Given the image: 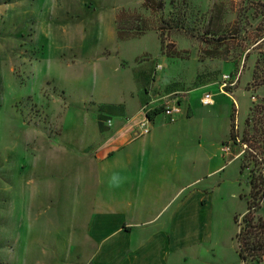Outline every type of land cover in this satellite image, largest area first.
<instances>
[{
  "label": "rangeland",
  "instance_id": "1",
  "mask_svg": "<svg viewBox=\"0 0 264 264\" xmlns=\"http://www.w3.org/2000/svg\"><path fill=\"white\" fill-rule=\"evenodd\" d=\"M164 1V8L152 11L143 0H0V264H60L61 246L54 243L52 230L76 210L78 150L92 141L96 124L91 120L123 113L128 124L137 118L140 127L149 109L183 99V93H169L184 85L181 81L158 86L155 72L148 75L142 69L151 61L158 65L162 53L179 56H164L159 74L180 76L187 89L196 87L197 73L200 81L219 79L222 70L208 67L219 59L227 69L233 62L232 70L242 72L232 92L213 83L206 88L217 101L214 106L193 97L203 91L190 95L194 109L182 118L186 125L181 131L188 133L180 137L184 145L198 146L202 137L207 148L216 150L219 139L231 132L234 106L240 139L262 136L253 134L255 119L264 116L255 110L264 104L261 0ZM161 17L181 18L188 30L164 31L169 42L164 51ZM115 18L136 35L120 40ZM207 58L213 62L201 61ZM133 76L148 83H134ZM138 86L137 110L133 91ZM143 86L154 90L150 100L144 98ZM72 131L75 137L66 142L74 149L66 152L64 140ZM81 131L84 138H79ZM248 144L225 172L212 176L213 216L206 241L189 252L186 262L182 250L180 264H244L237 251L236 219L247 209L250 171L259 172L248 158L253 151ZM221 153L227 163L231 157L222 146ZM259 213L264 216V203Z\"/></svg>",
  "mask_w": 264,
  "mask_h": 264
},
{
  "label": "crops",
  "instance_id": "2",
  "mask_svg": "<svg viewBox=\"0 0 264 264\" xmlns=\"http://www.w3.org/2000/svg\"><path fill=\"white\" fill-rule=\"evenodd\" d=\"M114 25L117 33L116 18ZM162 55L157 59L173 58ZM162 60L158 61L161 69H155L156 61L144 64L142 69L148 75L155 72L158 86L167 87L176 80L184 84L169 92L184 94L183 99L177 98L182 111L173 121H168L163 111L152 120L148 118L151 131L144 135L138 134L137 118L131 120L134 123L131 126L123 113L107 116L103 121L91 120L96 124L92 141L88 144L86 141L82 151L78 150L76 210L64 222L60 219L52 230L54 243L61 246L60 264H180L182 250L186 251L183 257L186 262L191 250L204 245L213 216L211 178L225 172L229 162L238 158L223 163L221 146L230 132L219 139L214 151L202 143V137L198 146L184 145L180 137L188 133L181 131L186 125L182 118L193 113L190 95L206 92L213 84L220 86L222 74L233 71L235 64L231 62L228 71L219 59V63L208 66L222 70L219 79L214 83L206 78L200 81L197 73L196 87L187 89L180 76L166 79V74H159L165 67ZM201 61L213 62L210 58ZM135 79L133 76L134 83L138 81ZM141 79L142 83H148ZM139 86L133 91L137 110L138 106L141 108ZM141 90L145 99L153 98L154 90L149 86ZM203 94L193 97L201 102ZM228 99L229 105L234 104L233 99ZM216 104L214 99L212 106ZM75 133L72 131L71 136L65 137L66 152L74 149L66 140L75 137ZM85 134L81 131L79 138Z\"/></svg>",
  "mask_w": 264,
  "mask_h": 264
},
{
  "label": "trees",
  "instance_id": "3",
  "mask_svg": "<svg viewBox=\"0 0 264 264\" xmlns=\"http://www.w3.org/2000/svg\"><path fill=\"white\" fill-rule=\"evenodd\" d=\"M262 6L264 3L259 2ZM143 5L146 8L151 9L152 11H158L165 6L164 0H143ZM117 23V34L120 40H126L133 36L135 33H131L129 27L124 24H121L119 20H116ZM128 28H125V27ZM144 27V25H143ZM141 27L139 30H147ZM142 29V30H141ZM159 36L161 38V45L163 51L169 46V42H166L164 31H173L180 30L186 31L184 24L182 23L181 18H171V17H161L159 20ZM169 56H179L174 53L166 52ZM235 88V87H234ZM234 88H231V92ZM164 106H158L147 111V117L152 120L156 115L160 114L163 111ZM255 110L260 113L264 111V104L257 105ZM236 109H234L233 115L231 117V132L230 140L237 142V139L240 137L238 133L234 130V115ZM191 115L190 111L188 113ZM105 118H101L103 121ZM260 124V126L258 125ZM254 137L257 138L259 135H262L260 139L252 140L243 136L241 138L242 143H249L248 146L251 147L253 151H249L248 158L254 161L259 167V172L255 173L250 171V193L247 200V209L243 213L241 219H236L239 230L236 234L237 240V251L240 259L244 264H264V216L260 214V209L264 203V116L260 115L255 119L254 123ZM223 143H226L224 141ZM246 166V163L240 165V172Z\"/></svg>",
  "mask_w": 264,
  "mask_h": 264
},
{
  "label": "built area",
  "instance_id": "4",
  "mask_svg": "<svg viewBox=\"0 0 264 264\" xmlns=\"http://www.w3.org/2000/svg\"><path fill=\"white\" fill-rule=\"evenodd\" d=\"M157 70L161 69V64L157 65ZM242 72L240 70L232 71V72H225L221 76L220 86L219 88L222 91L229 92L231 88H234L238 85ZM201 103L203 105H212L214 103L213 93L211 91L204 92L203 96L201 97ZM182 111L181 104L177 100V98L170 99L164 106L163 113L171 120H175L176 116ZM110 123V120H109ZM141 132L140 134L144 135L151 131V121L148 119L146 115V119L141 124ZM240 137L237 139V142L233 140L226 141L222 145V150L228 154V157L239 158L242 156L247 149V143H242L240 141ZM240 146L239 150H235V146Z\"/></svg>",
  "mask_w": 264,
  "mask_h": 264
}]
</instances>
